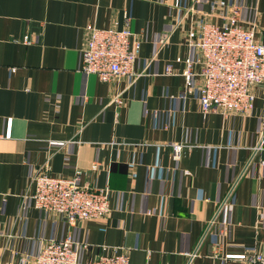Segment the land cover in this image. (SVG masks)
Segmentation results:
<instances>
[{
    "label": "crops",
    "instance_id": "0c3cea01",
    "mask_svg": "<svg viewBox=\"0 0 264 264\" xmlns=\"http://www.w3.org/2000/svg\"><path fill=\"white\" fill-rule=\"evenodd\" d=\"M234 6L245 27H264V0H0V264L69 237L81 260L124 252L131 264H249L264 255L262 90L248 114L228 117L181 94L189 30L222 23ZM88 25L129 27L142 76L85 73ZM173 144L185 147L179 159ZM37 169L81 171L84 184L109 187L111 213L71 227L35 208Z\"/></svg>",
    "mask_w": 264,
    "mask_h": 264
},
{
    "label": "built area",
    "instance_id": "2783aa9c",
    "mask_svg": "<svg viewBox=\"0 0 264 264\" xmlns=\"http://www.w3.org/2000/svg\"><path fill=\"white\" fill-rule=\"evenodd\" d=\"M223 6L225 3L221 2L220 7ZM239 10L234 6L222 23L201 21L187 34L186 43L193 54L184 60L181 94L194 95L204 114L246 115L255 105L256 89L264 94V27H245L240 22ZM86 33L82 66L85 73L96 75L102 82L117 77L134 81L142 76L134 70L141 42L129 27L101 29L88 25ZM165 73L177 74L172 64L166 66ZM115 99L118 104L124 101L120 95ZM184 148L182 144L172 145L176 159ZM92 169L97 170V166ZM82 178L81 171L72 177H54L37 169L31 177L33 192L28 197L35 208L62 217L71 227L79 221L106 218L112 211L109 187L97 189L84 184ZM81 248L71 237L49 240L37 254L22 255L16 264H131L124 252L81 260ZM248 258L249 264H264L262 254Z\"/></svg>",
    "mask_w": 264,
    "mask_h": 264
}]
</instances>
